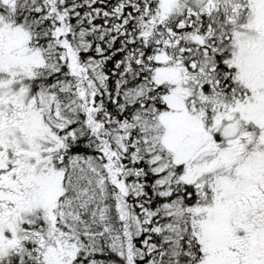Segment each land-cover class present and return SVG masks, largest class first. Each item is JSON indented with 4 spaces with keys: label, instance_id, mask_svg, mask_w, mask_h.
Here are the masks:
<instances>
[{
    "label": "snow or ice",
    "instance_id": "6c2138e0",
    "mask_svg": "<svg viewBox=\"0 0 264 264\" xmlns=\"http://www.w3.org/2000/svg\"><path fill=\"white\" fill-rule=\"evenodd\" d=\"M0 264H264V0H0Z\"/></svg>",
    "mask_w": 264,
    "mask_h": 264
}]
</instances>
